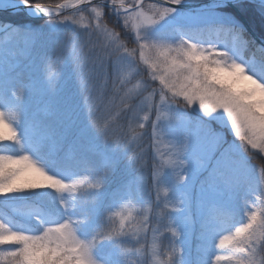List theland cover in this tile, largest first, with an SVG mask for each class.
Segmentation results:
<instances>
[{"label":"trees","instance_id":"trees-1","mask_svg":"<svg viewBox=\"0 0 264 264\" xmlns=\"http://www.w3.org/2000/svg\"><path fill=\"white\" fill-rule=\"evenodd\" d=\"M61 1L55 0V4ZM145 4L166 7L149 1ZM92 7L102 15L95 19L85 10L92 19L89 27L79 26L76 20L71 25L58 23L62 17L73 18L74 13L37 20L0 13V25L6 23L18 35L25 29L23 23L33 24L26 32L29 40L23 62L33 63L42 81L33 93L16 87L0 90V119L12 124L18 134L14 141L0 142V156L28 155L48 175L67 185L62 190L42 185L4 194L5 200L15 202L6 227L28 237L20 247L38 240L55 248L65 264H76L85 245L91 246L96 264H148L149 235L158 227L156 216L164 223L169 210L161 206L159 188L154 184L157 162L152 154L150 124L144 121L141 127L132 126L138 99L118 101L119 79L114 82L119 54L127 50L134 55L132 64L138 65L139 44L132 40L130 30L126 34L124 25L115 22L106 6ZM258 7L251 2L239 3L250 27L264 39V13ZM219 10L233 19L185 22L159 33L178 35V27L180 33L193 39H220L264 70V52L258 53V43L239 16L226 5ZM22 65L7 77L11 79ZM220 165L224 176L235 174L246 185L253 183L252 176L239 173L237 156ZM253 165L243 167L251 172L255 171ZM217 213L220 218L229 217L225 211ZM58 229L66 232L67 238L49 240ZM159 231L156 242L162 246L166 224ZM16 247L7 245L0 264H13L11 253Z\"/></svg>","mask_w":264,"mask_h":264},{"label":"rangeland","instance_id":"rangeland-1","mask_svg":"<svg viewBox=\"0 0 264 264\" xmlns=\"http://www.w3.org/2000/svg\"><path fill=\"white\" fill-rule=\"evenodd\" d=\"M105 2L109 4L106 7L114 14L115 22L124 25L126 34H129L130 30L132 40L139 44L138 65L132 64L134 55L127 50L119 54L115 64L114 82L119 79L116 95L118 101L138 99L136 111L132 116L134 128L141 127L144 121L145 125L150 124L152 154L157 162L154 184L159 188L158 198L161 206L169 210L166 217L168 221L164 223L159 215L156 216L158 227L149 235L151 248L146 254L148 264H160L169 251L173 253L171 264H215V261L224 264L225 252L218 246L220 236L240 225L254 227L264 219V153L259 148H253L248 140L238 133L232 115L226 107L222 105L212 112L204 110L201 96L205 104L212 106L209 97H221L225 89L207 79L203 64L209 63L208 60L200 62L201 67L197 69V62L190 60L186 52L193 44L196 45L197 52L205 54L208 51L226 50L246 66L245 74L253 76L261 84H264V70L256 66L253 59L242 56L236 48H228L220 39H193L180 33L178 27V35L163 36L159 33L165 28L185 22L193 24L201 19H233L231 14L219 10V7L189 10L187 13L172 8L174 11L155 23H141L137 27L131 19L133 11H152L155 4L147 5V1H143L138 5L137 0H125V6L122 7L119 0ZM61 3L62 1L55 5ZM129 4L133 5L131 9L127 7ZM94 5L96 4L85 6L73 12V18L63 19L58 23L71 25L76 20L79 26L89 27L92 19L88 17L87 12L95 19L102 15L101 11L92 7ZM237 7L239 8V3ZM0 8H4L0 13L21 14L29 18L22 10L7 11V6ZM258 9L264 13V6ZM82 20H86V23ZM23 26L25 32L18 35L6 23L0 25V90L16 87L33 93L41 85L36 66L23 62L27 57L26 47L29 40L26 32L33 28V24L27 22L23 23ZM115 38L111 33V40ZM209 44L216 47L209 49ZM117 47L123 48L122 45ZM261 51L264 52L259 49L258 53ZM21 63L24 65L9 79L8 72L21 66ZM190 96H195L196 99L190 101ZM220 102L219 98L215 100V103ZM143 134L145 132L137 135L133 142ZM182 147L185 148L184 151H177ZM221 153H226L228 159L233 155L237 156L236 166L241 167L239 173L252 176L253 183L246 185L241 177L238 178L235 174L224 176L220 173L222 166L218 164V160ZM167 161L174 163H166ZM247 164L253 165L255 171L250 172L248 168L243 167ZM230 166L233 168L234 165ZM14 206V201L5 200V195L0 194V235L11 232L6 224L11 220V210ZM217 210L225 211L230 218L218 217ZM165 224L167 235L163 245L158 246L156 241L161 235L159 227ZM6 247V244L0 246V257Z\"/></svg>","mask_w":264,"mask_h":264},{"label":"snow or ice","instance_id":"snow-or-ice-1","mask_svg":"<svg viewBox=\"0 0 264 264\" xmlns=\"http://www.w3.org/2000/svg\"><path fill=\"white\" fill-rule=\"evenodd\" d=\"M182 0H171L173 4H180ZM26 7H34L44 13L50 14L53 10H58L60 7L69 3V0H62L61 4L53 7H46L40 3H32V0H20ZM0 4L8 6L0 0ZM119 4L125 6V0H119ZM129 9L132 4L127 5ZM152 11L141 10L133 12L131 19L138 27L141 23L152 24L158 19L163 18L169 12L174 11L170 7H158L153 5ZM62 19H70L62 17ZM86 23V20H82ZM190 60L197 62V69L201 67L200 62L206 60L205 53L197 52L196 45L193 44L191 49L186 52ZM246 66L241 63H234L230 67L223 64L204 63L203 70L207 79L222 86L225 91L221 97L212 95L209 97V103L212 106L204 103V98L201 96V103L206 112H212L215 108L224 106L232 115L233 123L236 125L238 133L254 148H264V84L255 79L251 75L245 74ZM220 99V103H215L216 99ZM190 101L196 99L195 96L189 97ZM245 133H248L245 135ZM16 129L6 120H0V142L5 140L14 141L17 139ZM219 144V141L216 142ZM186 147V146H185ZM185 148H179L177 151H184ZM227 160V154L221 153L218 164ZM166 163H174L167 161ZM185 177H182V179ZM42 185H48L56 189H64L66 184L58 178L48 175L45 170L39 167L30 156L23 155L19 157L0 156V194H7L22 189H35ZM255 220V216L253 217ZM64 227V226H62ZM66 239L67 233L58 229L56 233L50 235L49 240ZM26 235L17 232H8L0 235V246L5 244L15 245L21 241L27 240ZM19 256V262L16 257ZM13 264H65L64 258L60 257L55 248H50L47 244H41L38 240L32 243H25L23 247L16 248L11 253ZM219 259V258H218ZM76 264H96L91 256V246L85 245L80 252V259Z\"/></svg>","mask_w":264,"mask_h":264},{"label":"clouds","instance_id":"clouds-1","mask_svg":"<svg viewBox=\"0 0 264 264\" xmlns=\"http://www.w3.org/2000/svg\"><path fill=\"white\" fill-rule=\"evenodd\" d=\"M40 4L46 7H54L55 0H47L46 3ZM215 47L216 45H208L209 49ZM205 56L209 63L223 64L226 67L239 63L226 50L208 51ZM259 150L264 153V148ZM15 245L18 246L16 248L21 246L20 242ZM218 246L225 252L224 264H264V219H261L254 227L244 224L221 235ZM172 255L171 251L167 252L166 257L160 261V264H171ZM19 260L20 257L17 256L16 261L19 262ZM215 264H219V262L215 261Z\"/></svg>","mask_w":264,"mask_h":264},{"label":"water","instance_id":"water-1","mask_svg":"<svg viewBox=\"0 0 264 264\" xmlns=\"http://www.w3.org/2000/svg\"><path fill=\"white\" fill-rule=\"evenodd\" d=\"M7 1L8 3H11V4H8L7 6L8 8L6 9L7 11L22 10L25 12L27 17L33 18V19L57 18L59 16L67 15L75 11H78L82 9L83 7L90 5V4H102L104 6L109 5L108 3L105 2V0H75L73 3H68L64 5L63 7H60L58 10H53L50 14H48L34 7H26L22 3H20V1H16V0H7ZM143 1H149V2H153V3L163 5L166 7L179 9V10H186V11L217 8L222 5L229 6L239 16L240 20L242 21L244 26L249 31L253 41L257 42L264 49V40L260 38L254 32V30L250 27L249 23L247 22L246 18L243 16V14L240 12V10L236 6V4L241 1H247V2H251L254 4L264 6V0H204V1H184L182 0L180 4H173L171 3V0H137L138 5L141 4ZM12 2H15V3H12ZM55 6L53 7V9H55ZM0 10H4V8H0ZM33 11H37L38 13L34 14Z\"/></svg>","mask_w":264,"mask_h":264},{"label":"bare ground","instance_id":"bare-ground-1","mask_svg":"<svg viewBox=\"0 0 264 264\" xmlns=\"http://www.w3.org/2000/svg\"><path fill=\"white\" fill-rule=\"evenodd\" d=\"M75 0H70V2L69 3H73ZM3 3H6V4H11V3H8V1L7 0H3ZM12 3H15V2H12ZM0 6H4L3 4H0ZM34 12V14H37L38 12L37 11H33Z\"/></svg>","mask_w":264,"mask_h":264}]
</instances>
